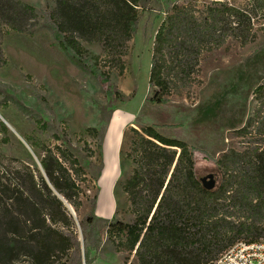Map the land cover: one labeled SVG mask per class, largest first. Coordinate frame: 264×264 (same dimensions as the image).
<instances>
[{"label": "trees", "instance_id": "trees-1", "mask_svg": "<svg viewBox=\"0 0 264 264\" xmlns=\"http://www.w3.org/2000/svg\"><path fill=\"white\" fill-rule=\"evenodd\" d=\"M52 1L54 8L44 23L58 47L112 96L114 87L101 61L104 59L109 70L123 72L138 10L150 0ZM263 14L264 0H245L241 7L219 0L202 9L195 2L174 4L154 37L146 102L164 105L174 87L196 83L201 56L222 48L227 40L240 46L253 42ZM35 21L31 6L0 0V28L24 33ZM80 41L99 44L102 55L87 51ZM261 89L257 87L259 92ZM113 96L124 101L133 93L125 97L114 90ZM215 111L206 106L200 115ZM39 124L42 129L46 126ZM255 124L256 133L264 137L263 101L245 127ZM0 128L4 134L1 142L7 143V128L2 123ZM130 131L133 137L126 157L134 167L120 189L134 218L130 223L98 218L95 194L89 212L79 222L82 247L73 231V218L59 199L74 212L82 205L78 183L85 182V173L69 138L54 135L59 145L39 146L42 171L16 158L1 166L0 264H91L90 255L98 252L104 235L116 238L115 251L133 254L136 264H212L238 241L262 240L264 146L223 155L218 161L221 183L207 191L195 177L193 154L186 143L165 137L154 127ZM88 153L92 157L93 151ZM101 169L102 160L99 174Z\"/></svg>", "mask_w": 264, "mask_h": 264}, {"label": "rangeland", "instance_id": "rangeland-1", "mask_svg": "<svg viewBox=\"0 0 264 264\" xmlns=\"http://www.w3.org/2000/svg\"><path fill=\"white\" fill-rule=\"evenodd\" d=\"M31 6L36 14L35 25L24 33L0 28V123L7 128V143L1 142L0 168L10 158L38 167L42 156L39 146L59 145L54 135L65 134L76 150L85 182L81 207L73 215V231L80 237L79 222L89 212V201L97 194L95 214L100 219H117L130 223L134 216L120 185L132 174L133 164L126 157L133 137L130 129L139 131L154 127L168 138L186 143L192 151L194 174L201 178L212 174L217 188L222 180L218 161L229 152L244 153L264 146V137L256 133V124L245 127L264 102V14L256 24V38L240 46L229 39L222 48L204 53L199 61L197 82L190 86H176L164 105L146 102L149 95L148 77L156 31L174 4L195 2L199 9L219 0H150L138 10L136 31L127 43L123 57L124 69H108L104 59L101 67L109 72L114 87L112 96L106 86L98 83L80 66L71 61L57 45L52 32L45 25L52 12V0H14ZM241 7L245 0H223ZM84 49L102 55L96 43L80 41ZM261 86L259 92L257 87ZM114 90L130 100L119 101ZM213 106L215 113L200 115V110ZM133 119L125 129L121 149L119 183L115 189V205L109 218L96 213L99 197V168L101 165L100 137L112 114ZM39 122L44 123L41 128ZM95 130L96 133H93ZM38 146V147H37ZM88 150L93 151L89 157ZM105 194L108 188L100 184ZM101 195L107 198L106 195ZM99 204V202H98ZM98 224V227H102ZM264 240V237L261 238ZM116 238L103 236V242L91 264H136L133 254L116 252ZM16 264H26L18 262ZM85 264V263H82Z\"/></svg>", "mask_w": 264, "mask_h": 264}, {"label": "crops", "instance_id": "crops-1", "mask_svg": "<svg viewBox=\"0 0 264 264\" xmlns=\"http://www.w3.org/2000/svg\"><path fill=\"white\" fill-rule=\"evenodd\" d=\"M133 115L120 119L113 113L109 119L103 140L101 143L102 169L99 175V197L97 201L96 213L99 217L109 218L115 205V189L120 182L119 173L121 167V148L125 136V129L130 125ZM100 184L108 188V192H101ZM106 195L104 207H99L98 202L102 200L101 195ZM106 202V204H105Z\"/></svg>", "mask_w": 264, "mask_h": 264}, {"label": "built area", "instance_id": "built-area-1", "mask_svg": "<svg viewBox=\"0 0 264 264\" xmlns=\"http://www.w3.org/2000/svg\"><path fill=\"white\" fill-rule=\"evenodd\" d=\"M212 264H264V240L253 243L238 241Z\"/></svg>", "mask_w": 264, "mask_h": 264}, {"label": "water", "instance_id": "water-1", "mask_svg": "<svg viewBox=\"0 0 264 264\" xmlns=\"http://www.w3.org/2000/svg\"><path fill=\"white\" fill-rule=\"evenodd\" d=\"M38 168L42 171L39 162H38ZM199 181H200V184H201L202 188L207 190V191L211 190L214 187V184H215V180H214L212 174H209V175L201 178ZM59 199L61 201H63V203L65 204V206L69 210V212L73 215V210L71 209V207L60 196H59ZM78 240L81 242V247H82V235L81 234H80V237L78 238Z\"/></svg>", "mask_w": 264, "mask_h": 264}, {"label": "bare ground", "instance_id": "bare-ground-1", "mask_svg": "<svg viewBox=\"0 0 264 264\" xmlns=\"http://www.w3.org/2000/svg\"><path fill=\"white\" fill-rule=\"evenodd\" d=\"M104 201H105V199L103 201L102 200L100 201L99 207H104V205H103L104 204ZM105 204H106V202H105Z\"/></svg>", "mask_w": 264, "mask_h": 264}]
</instances>
